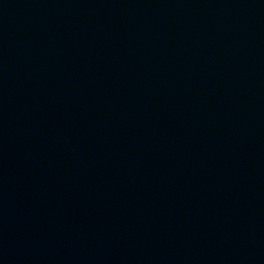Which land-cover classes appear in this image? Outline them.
<instances>
[{
  "label": "water",
  "instance_id": "water-1",
  "mask_svg": "<svg viewBox=\"0 0 264 264\" xmlns=\"http://www.w3.org/2000/svg\"><path fill=\"white\" fill-rule=\"evenodd\" d=\"M0 264H264V0H0Z\"/></svg>",
  "mask_w": 264,
  "mask_h": 264
}]
</instances>
